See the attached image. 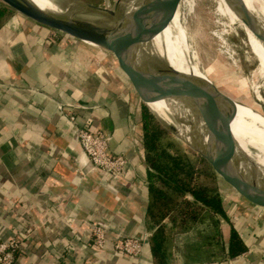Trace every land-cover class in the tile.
I'll return each instance as SVG.
<instances>
[{
    "label": "crops",
    "instance_id": "obj_1",
    "mask_svg": "<svg viewBox=\"0 0 264 264\" xmlns=\"http://www.w3.org/2000/svg\"><path fill=\"white\" fill-rule=\"evenodd\" d=\"M0 23V241L18 239L16 264H158L146 244L153 229L136 137L139 96L89 46L15 11ZM69 114L109 137L111 153L127 159L121 174L92 166L71 135ZM238 205L229 210L224 202L247 250L210 264H264V213ZM96 226L105 228L103 247L94 242ZM125 236L143 238L140 254L113 248Z\"/></svg>",
    "mask_w": 264,
    "mask_h": 264
},
{
    "label": "water",
    "instance_id": "obj_2",
    "mask_svg": "<svg viewBox=\"0 0 264 264\" xmlns=\"http://www.w3.org/2000/svg\"><path fill=\"white\" fill-rule=\"evenodd\" d=\"M12 1L15 12L47 26L62 38L77 44L104 48L112 53L116 66L141 101L144 102L143 94L153 100L179 96L211 104L213 112L203 122L192 126L190 133L183 132L169 117L164 119L149 108L161 125L204 158L249 208L264 213V172L253 156L238 147L230 130L236 100L221 91L211 79L186 76L171 67L166 60L157 62L143 49V45L151 41L155 34L144 32L140 26L147 21L155 24L170 21L181 0H142L127 9L119 5L108 8L83 3L102 15L106 14L101 22L77 15L60 0H53L57 7L55 9H43L31 0ZM227 2L255 38L264 44V25L258 15L250 10L244 0ZM131 47L139 53L135 65L130 63ZM226 148L233 160L227 156Z\"/></svg>",
    "mask_w": 264,
    "mask_h": 264
},
{
    "label": "trees",
    "instance_id": "obj_3",
    "mask_svg": "<svg viewBox=\"0 0 264 264\" xmlns=\"http://www.w3.org/2000/svg\"><path fill=\"white\" fill-rule=\"evenodd\" d=\"M11 11L0 3V22ZM141 96L151 109L150 102L153 104L152 110L160 117L174 121L164 100ZM140 106L143 155L148 166L145 217L153 229L146 244L154 261L210 264L245 252L247 247L224 208L219 176L196 152L177 148L149 108ZM224 224L229 225L228 236Z\"/></svg>",
    "mask_w": 264,
    "mask_h": 264
},
{
    "label": "rangeland",
    "instance_id": "obj_4",
    "mask_svg": "<svg viewBox=\"0 0 264 264\" xmlns=\"http://www.w3.org/2000/svg\"><path fill=\"white\" fill-rule=\"evenodd\" d=\"M60 1L67 6L62 0ZM74 1L108 8L119 5L120 8L127 9L137 5V3L142 0ZM0 3L14 11L11 6L13 3L12 0H0ZM69 10L76 12L77 15L81 17L96 22H101L105 17L95 12L93 14L81 13L71 7H69ZM179 11L188 35L187 38L190 50L195 54L194 62L197 63L198 68L204 72L207 78L209 80L211 79L221 91L235 99L236 104L247 110L257 112L258 118L264 122V77L260 78L256 72L258 61L246 43V35L241 25L236 23L230 25V27L224 26V23H228V20L217 13V1L215 0H182L180 2ZM17 13L19 14L20 12ZM20 15L24 16L21 13ZM255 45L259 50L264 64V44L255 38ZM87 46L93 51L98 52L105 59L106 68H110L109 66L118 68L112 53L104 48L100 49L98 47H92L91 45ZM102 51L105 53L103 52V54ZM152 58L157 62L165 61L163 57L158 55L152 56ZM180 61L184 62V59ZM160 100L163 101V99ZM138 102L140 105L141 103L146 105L139 97ZM150 105L153 109L154 106L151 102ZM146 106L149 108L148 105ZM149 110L151 111L150 108ZM241 111L239 107L235 106V115L232 119L239 128H241L243 121ZM155 117L157 118L156 115ZM169 119L173 124L178 126L170 117ZM243 128V130H245L246 125H244ZM169 134L170 137L168 140L172 141L177 148H188L192 150L179 137L171 132H169ZM255 152L257 153L258 151L255 150ZM218 186L224 197L227 208L229 210L237 209L239 201L242 199H240L233 189L221 178L218 180ZM225 227H227L226 224H224L223 228Z\"/></svg>",
    "mask_w": 264,
    "mask_h": 264
},
{
    "label": "bare ground",
    "instance_id": "obj_5",
    "mask_svg": "<svg viewBox=\"0 0 264 264\" xmlns=\"http://www.w3.org/2000/svg\"><path fill=\"white\" fill-rule=\"evenodd\" d=\"M31 1L43 9L57 8L53 0ZM62 1L68 7H71L78 12L85 14H93L94 12L98 13V11H96L94 8L83 3L76 2L74 0ZM215 1H217V13L221 17H224L228 20V23H224V26L230 27V25L238 23L243 28L246 34V43L249 45V49H251L258 61L256 72L260 78L264 77V64L259 50L255 45V36L242 23L241 19L228 4L227 0ZM244 1L250 10L258 15L260 22L264 25V0ZM179 6L170 21H160L157 24L147 21L140 26L144 32H153L155 34L151 41L144 44V50L150 57L155 55L163 57L171 67L175 68L177 71L186 76L193 77L195 79H208L204 72L198 68L197 63L194 62L195 54H193V52L190 50L187 38L188 35L181 18ZM103 15L106 16V14ZM129 55L130 63L135 65L137 63V57L139 56L137 49L131 47ZM181 59H184V62L180 61ZM163 100L169 107L173 115L174 122L180 126L182 131L185 133H190V128L196 123L203 122L205 118L213 112L214 109L211 104H204L198 100L191 101L179 96H169ZM235 106L242 110V125H246V128L243 130L244 128L242 125L241 128H239L235 125V122L231 121L230 130L236 140L238 147L245 153L253 156L264 172V122L258 118L257 112L247 110L236 103ZM255 150L258 152L256 153ZM226 154L231 160H233L232 156L228 153L227 148Z\"/></svg>",
    "mask_w": 264,
    "mask_h": 264
},
{
    "label": "built area",
    "instance_id": "obj_6",
    "mask_svg": "<svg viewBox=\"0 0 264 264\" xmlns=\"http://www.w3.org/2000/svg\"><path fill=\"white\" fill-rule=\"evenodd\" d=\"M59 108L62 109L61 106ZM68 119L72 124V137L79 143L82 152L89 159L92 166L112 175L121 174L125 169L127 159L123 155L111 153L108 145L109 137L100 131L92 130L89 126L75 124V117L73 114H69ZM136 137L141 143H143L141 131L136 133ZM93 235L95 244L99 247H103L106 241L105 228L102 226H96ZM143 244V238L125 236L117 238L114 241L113 248L116 251L127 255H138L142 251ZM18 247L19 241L16 238L0 241V264H16L15 253Z\"/></svg>",
    "mask_w": 264,
    "mask_h": 264
}]
</instances>
